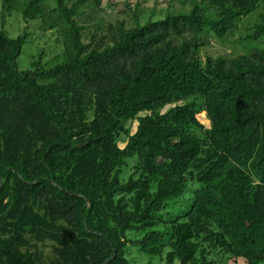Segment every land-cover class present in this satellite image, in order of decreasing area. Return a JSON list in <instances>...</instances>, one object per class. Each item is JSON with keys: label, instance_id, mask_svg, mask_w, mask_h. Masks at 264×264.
<instances>
[{"label": "trees", "instance_id": "obj_1", "mask_svg": "<svg viewBox=\"0 0 264 264\" xmlns=\"http://www.w3.org/2000/svg\"><path fill=\"white\" fill-rule=\"evenodd\" d=\"M48 1L1 0L0 264H264V49L200 57L264 0L130 27L77 22L102 0ZM17 14L56 31L61 61L18 68Z\"/></svg>", "mask_w": 264, "mask_h": 264}, {"label": "rangeland", "instance_id": "obj_2", "mask_svg": "<svg viewBox=\"0 0 264 264\" xmlns=\"http://www.w3.org/2000/svg\"><path fill=\"white\" fill-rule=\"evenodd\" d=\"M67 1L68 4H71L75 0ZM48 2L50 4L54 3L53 0ZM190 7V4L185 3V0H102L99 10L90 6L82 8L78 12L76 20L80 25L90 24L92 26L99 18H103L104 23L124 21L126 26L130 27L135 24L136 15L139 17L140 23H144L148 17L158 19L162 18L167 11H188ZM261 14H264V4L259 5L252 13L240 19L236 27L225 38L215 37L211 33L206 34L207 41L201 49V59L204 60L206 56L231 57L248 53L254 48L264 49V35L257 39L247 37L252 32L253 25L261 20ZM2 22L0 0V26ZM37 25V21L25 22L20 14L6 16L3 27L11 37H15L23 30L29 33L30 38L24 43L21 54L17 59L20 70L29 68L30 62L36 59L40 52H42L41 55L45 65L61 61L64 57L62 46L56 41V31L42 32L37 28ZM89 29H93V27H89ZM87 39L85 36L84 40ZM197 118L202 124L209 126V122L203 120L201 116L197 115ZM128 172L126 171V175ZM130 258L144 263L149 260L145 254H138L135 248H131ZM222 264H245V262L241 259H229L223 261Z\"/></svg>", "mask_w": 264, "mask_h": 264}]
</instances>
